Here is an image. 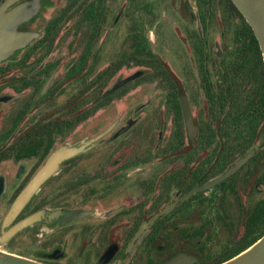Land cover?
<instances>
[{
    "label": "flooded vegetation",
    "instance_id": "obj_1",
    "mask_svg": "<svg viewBox=\"0 0 264 264\" xmlns=\"http://www.w3.org/2000/svg\"><path fill=\"white\" fill-rule=\"evenodd\" d=\"M231 2L0 0V249L224 264L264 236V56Z\"/></svg>",
    "mask_w": 264,
    "mask_h": 264
},
{
    "label": "water",
    "instance_id": "obj_2",
    "mask_svg": "<svg viewBox=\"0 0 264 264\" xmlns=\"http://www.w3.org/2000/svg\"><path fill=\"white\" fill-rule=\"evenodd\" d=\"M243 17L246 19L247 23L252 28L255 36L259 41L260 48L264 56V0H231ZM19 38L15 32L11 29V25L0 16V60L6 58L9 54L14 52L18 47ZM141 73H138L125 81H119L110 92H114L122 87L125 83L130 80L135 79ZM82 149H76L71 151H66L58 154L54 160L51 161L50 165L40 173V175L31 183V185L24 191V193L17 200L12 213H17L31 198L35 190L45 181L49 174L53 171L54 167L60 163L62 160L69 156L78 154L82 152ZM79 215L77 212L71 213L68 218L76 219ZM159 217L153 219L152 222L156 221ZM35 217L29 218L24 222L20 223L16 228L12 229L10 232L6 233L3 237V242L14 235L16 232L22 230L23 228L31 225L35 221ZM144 229H141V232ZM139 232L136 238L141 234ZM182 261V260H181ZM0 264H42L31 260L29 258L16 255L5 250L0 249ZM224 264H264V236L255 243L252 247L235 257L234 259L224 263Z\"/></svg>",
    "mask_w": 264,
    "mask_h": 264
},
{
    "label": "trees",
    "instance_id": "obj_3",
    "mask_svg": "<svg viewBox=\"0 0 264 264\" xmlns=\"http://www.w3.org/2000/svg\"><path fill=\"white\" fill-rule=\"evenodd\" d=\"M230 2H231V0H230ZM231 3H232V2H231ZM247 27L249 28V32L253 33L251 27H250L248 24H247Z\"/></svg>",
    "mask_w": 264,
    "mask_h": 264
},
{
    "label": "rangeland",
    "instance_id": "obj_4",
    "mask_svg": "<svg viewBox=\"0 0 264 264\" xmlns=\"http://www.w3.org/2000/svg\"><path fill=\"white\" fill-rule=\"evenodd\" d=\"M3 250V249H2ZM17 255V254H16Z\"/></svg>",
    "mask_w": 264,
    "mask_h": 264
}]
</instances>
